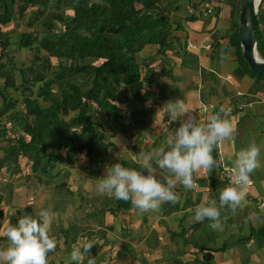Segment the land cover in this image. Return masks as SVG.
<instances>
[{
  "label": "trees",
  "instance_id": "trees-1",
  "mask_svg": "<svg viewBox=\"0 0 264 264\" xmlns=\"http://www.w3.org/2000/svg\"><path fill=\"white\" fill-rule=\"evenodd\" d=\"M49 1L0 0V169L6 166L10 173L19 174L21 168L18 157H23L30 176L35 178L38 185L53 183V191L72 194L67 182L70 172L67 168L54 170L57 163L77 161L79 153H82L86 164L94 169L95 174L115 164L111 163L108 167L104 165L105 155L115 148L107 137L117 130L127 137L135 134L128 132V126L141 127L144 123L138 113L144 108V99H154L150 90L144 88V84L150 85L158 78V71L154 66L165 68L166 73L171 76L173 67L168 65L166 50H171L175 45L181 46L182 54L187 53L184 42L179 44V36L175 34L180 23L172 20L165 9L166 6H172L175 0H68L71 9L69 14L48 7ZM200 2L201 0L191 5ZM238 3L239 0L229 1V24L223 36L226 35L227 41L235 46L238 66L255 81L264 80V75L249 69L241 55L237 34ZM26 9L34 14L27 18L25 27L15 31L14 35L17 45L34 48L35 54L28 65L21 62L16 65L6 51L11 45V35L1 25L12 21L14 16H22ZM194 17V14H188L183 19ZM35 22L38 26L34 25ZM263 22L264 6L260 5L259 12L255 13V47H258L262 57L264 38L259 24ZM216 42L217 40L213 41ZM146 43L153 44L154 54L147 57L136 56ZM42 58L47 61L46 68L51 69L48 76L34 66L40 65ZM52 58L55 62H51ZM190 58L194 60L196 56L191 54ZM192 62L195 65V61ZM26 71L31 78L26 75ZM30 81L40 82L34 95L29 93L30 88L27 86ZM166 85L172 88V85ZM17 87L22 93L18 103L19 112L14 110L15 101L8 92L9 88ZM132 98L138 103L131 110L128 122L124 123L120 104ZM220 108L219 105L213 106L211 115ZM6 112L9 117L20 118L19 131L12 135L6 134V119L2 115ZM212 155L217 160L216 148ZM10 163L12 166L8 168ZM119 163L135 170L137 167L135 163L123 159ZM218 168L212 170L207 182L211 188L209 197L217 203L220 185L223 183L217 177L213 179ZM3 193L5 192L0 189V201L4 200ZM92 197H85L80 201L82 204L93 203V208L86 212L87 219L95 217L94 220L100 221L99 217L104 210L115 214L119 210L132 208L130 202L104 195L98 205L94 202L98 199ZM68 199L61 197V206L71 202ZM228 210L225 207L221 209V213ZM24 215H27L26 212H22L20 216ZM33 218L39 220V216ZM233 219L237 221L238 217L233 215ZM199 223L192 222L191 225L194 227ZM179 226L181 228L178 231L168 229L169 238L179 233L185 242L186 230L180 222ZM69 229L58 228L61 243L56 249L75 239L73 224ZM253 233L264 239L263 216ZM246 237L247 235L241 234L217 246L197 245L201 257H195L193 264H209L213 251H224L228 245L242 242ZM175 264H179L177 260Z\"/></svg>",
  "mask_w": 264,
  "mask_h": 264
},
{
  "label": "crops",
  "instance_id": "crops-1",
  "mask_svg": "<svg viewBox=\"0 0 264 264\" xmlns=\"http://www.w3.org/2000/svg\"><path fill=\"white\" fill-rule=\"evenodd\" d=\"M198 1L175 0L172 4L175 8H171L172 6L165 7L169 12V16L175 12L181 18L180 27L175 30V34L179 36V44L184 42L187 54H182L181 46L174 45L171 50H166V54L173 59L172 64L176 65L175 63H177L178 69L168 63L169 66L173 67V73L170 76L166 73L165 68L155 65L154 69L158 71L156 81L150 85H145L140 81L141 84H144V88L150 90V95H154L153 104L151 105L148 102L151 100L150 97L142 101L144 108L138 115L143 118L144 123L141 127L131 128L135 134L132 133L133 136L130 137L134 138H130L131 145L126 147L128 150L132 148L134 153L140 156L152 153L157 143H161L159 147H166L170 137L167 133H170L171 129L167 128L166 130L163 128L166 134L163 135L165 139L157 137L156 131H158V128L153 125L154 123L155 125H161L162 122L157 124L152 116L157 118V115H163L161 113L163 104L169 102L167 100L169 98L174 99L171 102L182 101L189 110L188 114L178 117L176 120L169 113L164 112V116L167 115L165 122L171 124L174 128V131H171L172 136L189 116L200 123H207L213 106H228L230 112L227 118L235 127L234 138L216 147L217 160L223 159L224 164L232 166L236 153L242 148H246L253 142L260 148V166L250 176L252 183L245 188L247 193L245 206L238 208L235 211L236 213L230 209L228 212L221 213L222 231L212 230L209 227L211 221L207 219L193 227L191 225L193 222V209L198 204L211 199L209 197L211 188L207 183L210 173L194 172L193 179L197 184L195 189L186 190L179 184L174 189L180 197L178 203H163L158 212L148 211L141 214L132 207L119 210L115 214H112L109 210H104L99 217L100 221L94 220L95 217L84 218L82 221L73 224V229L76 231L74 233L75 239L57 248L53 254L59 253L58 251H66L67 253V249L71 253L73 245L92 241L95 244L91 248L89 256L95 258L96 264H109V261L112 262L111 264H175V260L179 264H193L195 257H201V251L197 248L199 244L217 246L221 242L233 240L241 234L247 235L242 242L232 243L226 247L227 253H230L232 249L239 245H246L248 241L254 240V238L264 242V239L257 234L252 235L255 227L260 224L262 216L264 217V80L255 81L249 73L238 66L235 46L227 41L226 35L223 36L229 24V1L231 0H201L199 4L191 5ZM261 6H264V3ZM188 14H194L195 17L193 19H183V16ZM259 26L264 28V22L260 23ZM263 28L262 30H264ZM216 40L217 42L213 43ZM188 42L194 45L190 46ZM152 50H154L153 44L146 43L137 52L140 54L136 53V56H152L153 53L150 54L149 52ZM190 54H194L197 59L190 60ZM192 61H195L196 66ZM178 72L181 73L179 75L181 81H177L175 84L171 81L174 78V73ZM166 84L172 85V88L167 87ZM129 101H131L130 104ZM129 101L120 104L123 113L121 119L124 123L128 122L131 110L138 103L133 98ZM153 105L155 109L152 108ZM145 129L146 131H144ZM115 133L120 135L121 138L122 135L127 138L121 131L117 130ZM146 134L150 137H145ZM158 134L162 137L161 132H158ZM123 139L121 145L124 149L127 140L123 141ZM134 142H136V145ZM136 163L140 164L139 161ZM140 171L142 174H147V171L142 168ZM216 177L218 178V173L213 174L214 180ZM220 187L224 188L225 186L221 184ZM18 209L20 207H16V217L11 221L14 226L21 218L20 213L24 212L23 209L20 211ZM257 213L261 214V220L257 217ZM26 214L30 213L27 212ZM181 214L183 221L179 217ZM233 215L238 217L237 221L232 220ZM179 222L186 230L184 234L185 242L182 241L179 233L172 238H169L168 235V229L179 230L177 229ZM87 223H95L96 225L93 228ZM56 224L59 226L54 227V229L50 226L49 233L52 228L51 232L54 233L58 245L61 243V232L58 228L67 229L68 225H61L60 222H56ZM56 233H58V236ZM187 236L190 240L187 239ZM81 237H83V240L79 241ZM8 245L9 241L5 238L3 242H0V249H6ZM226 249L224 251H213L209 264H232L231 262H234L233 258L232 261L231 259H225ZM262 250L264 253V247ZM223 252L225 254L222 256ZM51 254L48 255L52 257ZM169 258H172V260ZM56 262L57 264H74L70 260V255L68 257L62 255Z\"/></svg>",
  "mask_w": 264,
  "mask_h": 264
},
{
  "label": "clouds",
  "instance_id": "clouds-1",
  "mask_svg": "<svg viewBox=\"0 0 264 264\" xmlns=\"http://www.w3.org/2000/svg\"><path fill=\"white\" fill-rule=\"evenodd\" d=\"M250 2L253 12L258 13L264 0ZM252 59L254 63L264 65V57L258 47L253 48ZM163 108L174 120L189 113L180 100L166 102ZM227 117L228 111L224 107L210 115L207 123H200L189 116L169 137L167 147L155 148L152 153L141 156L139 163L147 171L146 175L117 162L108 167L105 176L98 180V193L130 202L141 214L158 212L163 203H178L180 197L174 191L178 184L186 190H193L197 187L194 172L211 173L224 164L223 159H214L212 152L218 145L234 138L235 127ZM259 157L260 148L254 142L236 153L232 167L228 169L231 184L220 191L218 203L215 199H207L198 204L193 209V222L207 219L211 221L209 227L212 230L222 231L221 209L227 207L235 212L245 206V188L252 183L250 176L260 166ZM51 223L52 214L42 210L39 220L24 215L15 226H6L2 235L9 245L0 249V264H48V253L57 247L56 239L49 235ZM94 244L87 241L73 245L70 260L74 264H96L95 258L89 256Z\"/></svg>",
  "mask_w": 264,
  "mask_h": 264
},
{
  "label": "rangeland",
  "instance_id": "rangeland-1",
  "mask_svg": "<svg viewBox=\"0 0 264 264\" xmlns=\"http://www.w3.org/2000/svg\"><path fill=\"white\" fill-rule=\"evenodd\" d=\"M48 7L56 9L59 12L62 11L63 14L71 13V9L69 7L68 0H50ZM32 14H34V13H31L30 10L26 9L24 11V13L22 14V16H18L16 18L14 16L13 17L14 19H12V21L1 25V28L2 29H8L9 30L8 35H11V36H9L10 39L12 40L11 45H9L7 47L6 51H7V56L12 58V61L14 63H16V65H18L19 62L28 65L30 62L29 60H31L35 54L34 48L23 47V46L17 45V43H16L17 38H15V35H14L15 31H20L21 29H23L25 27V21L27 20V18H30V16H32ZM170 18L172 20L173 19L178 20V22L181 21L180 20L181 18H179L175 12L172 15H170ZM14 25L15 26L17 25V26L15 27ZM34 25L38 26V23L35 22ZM14 27L16 29L11 31V29ZM260 28H261V32H262V35L264 38V30H262L263 27L260 26ZM40 52L42 53L43 51L41 50ZM149 52H150V54H152V53L154 54V50L149 51ZM137 54H140V53H137ZM42 60L43 61H41L40 65L36 64L34 66H36V69L41 70L42 72L45 73L46 76H48L51 74V69L46 68V62L47 61H45V58H42ZM167 61L170 65H173L176 69H178L177 63H175L176 65L172 64L173 59H171L169 57V60L167 59ZM51 62H55L54 58L51 59ZM239 67H241V66H239ZM180 74H181L180 72H178L176 74L174 73V78H172L173 80L171 82L176 84L177 81H181V79H179ZM26 75L29 76V78H31V76L29 75V73L27 71H26ZM1 80L2 79L0 78V84H1ZM39 84H40L39 81L28 82L27 86H29V88H30L29 93L34 95L35 92L37 91ZM52 89L53 90L55 89L54 85H52ZM8 92H9L10 96L13 98V100L15 101L14 110L19 112L20 108H19L18 103H19V100L21 99V96H22L20 88L19 87H17L16 89H13V88L10 89L9 88ZM26 93H27V91H26ZM176 95H178V94H176ZM167 100L173 101L174 99L169 98ZM160 101H161V99H160ZM0 102H1V96H0ZM148 102H149V104L151 103V105L153 104L152 100H149ZM130 103H131V101H129V104ZM164 105L165 104H163V106ZM152 108L155 109V106L153 105ZM164 112H165V109L162 108L161 113H163V115H161V116L157 115L156 116L157 118H154V116H152V119L156 120L157 124H158V122L159 123L162 122L161 125H155V123L153 125L155 128H158V131H156L157 133L156 132L155 133H156V136L159 137L160 139L164 138V136L166 135L164 133L165 130L163 128H165L166 130H167V128L171 129L170 133H167L170 137L172 136L171 131H174L173 126L171 124H168L167 122H165L167 115L164 116ZM245 112H247V111H245ZM2 115L6 119V123H5L6 128H7L6 134L12 135L14 133H17L19 131V127H20L19 126V119L20 118L16 119V118H13L11 116L9 117L8 112L3 113ZM128 131L133 132L131 127L129 128V126H128ZM144 131H146V129ZM158 132L162 133V137L160 134H158ZM114 133H115V131H114ZM114 133L107 137V139L112 142V144L114 145L115 148L113 151H111L107 155H105L104 165L106 167H108V166H110L111 163H117L123 159L125 161H129V163L130 162L135 163L137 165V167H135L136 170H141L140 164L136 163L137 161H139L141 159V156L137 155V153H134V150L132 148L129 150L127 149V147L131 145L130 138H134V137H127V138L125 137L124 138V136L122 135V138H121L120 135H117L116 133L115 134ZM148 133H150V132H148ZM145 137L149 138L150 136H148L146 134ZM122 139H123V141L127 140V144L125 141V144H124L125 148L124 149H123V146L121 145ZM156 142H158V141H156ZM135 143L136 142H134V144ZM0 144H2V141H0ZM160 145H161V143H157V145L155 147L158 148ZM0 155H1V151H0ZM18 162H19V165L21 168V171L19 174L10 173L6 169V166L1 167V169H0V189L2 192L3 191L5 192V193H3L4 194V196H3L4 200L0 201V208L2 209V214L0 216V242H3L4 239L6 238L2 235L4 228L6 226H8L9 224L12 225L11 221L14 220L16 217V212H15L16 207H20V209H18L19 211L23 209L22 211H24L26 213L27 212L30 213L28 215H30L32 217L39 216V212L42 210H47L52 214L51 226L53 229H54V227L59 226L56 224V222H60L61 225H64V224L68 225V229H69L71 224H74L77 221H82V219L86 218L87 217L86 212L90 211L91 207L93 208V203L82 204L80 202V201H82V198L86 197V198L90 199L93 196L92 197V199H93L95 196L98 199V201H94V202L98 205L100 204V199L103 197V195L98 193V191L96 189V184L100 178H103L105 176L106 169L104 170V172H102L103 171L102 170V171H99L98 174H95L93 172L94 169H90L89 167H91V166L86 164L85 157L83 156L82 153H79V160L73 161L71 163L59 162V163H57L56 167L54 168V170L63 169V168H67L69 170L70 173L67 177V182H68L69 188L72 189V194L71 193L70 194H67V193L61 194L60 192L58 193V192L53 191V189H52L53 183H49L47 185H43L42 183H40V185H38L35 181V178L33 176H30L29 167L25 162V158L19 156ZM225 165H227V164H225ZM228 165H230V164H228ZM11 166H12L11 163L7 165L8 168H10ZM4 188H7V189L4 190ZM222 189L223 188L220 187V190H222ZM220 190H219V192H220ZM106 196L107 195H104V197H106ZM58 197H60V198L57 199ZM61 197H62V199H66L68 197L69 198L68 200H71V202L67 203L64 206H61V203H62ZM107 197L110 198L109 196H107ZM202 199H204V198H202ZM59 200L61 203H59ZM53 203H54V206H52ZM13 212H15V213L13 214ZM257 214H258V216L257 215L256 216L261 220V218H260L261 214L260 213H257ZM224 215H226V214H224ZM11 217H12V219H11ZM179 217L183 221L182 214ZM226 217H227V215H226ZM258 223H259V221H258ZM87 225H90L91 227L94 228V226L96 224L95 223L94 224H88L87 223ZM12 226H14V225H12ZM52 228H51V231H52ZM180 228H181V226L177 227V229H180ZM51 231H50L49 235H50V237L54 238L55 237L54 233H52ZM254 234L255 233H252V235H254ZM56 235L58 236V233H56ZM187 239L190 240V238L188 236H187ZM80 240L82 241L83 237H81L79 239V241ZM56 241H57V239H56ZM179 243H180V239H179ZM263 247H264L263 240L254 238V240L248 241L246 243V245H239L236 248L232 249L231 252L229 250L230 253H227V249H226V254L223 252L221 255L223 256L225 254L226 260L231 259V261H232V258H233L234 262H231L232 264H264V253L262 250ZM67 251H68L67 253H66V251L65 252L64 251H58L59 253H57V254L56 253L53 254L55 251L49 252V253H52L51 254L52 257H50V255H48V257H47L48 264L49 263L57 264L56 261H58V258L61 257L62 255L63 256L65 255L66 257H68L70 255V253H69L70 250L67 249ZM229 254H230L231 258L229 256ZM260 254H261V256L259 257ZM162 257L164 258V256H162ZM170 260H172V258ZM111 263L112 262L109 261V264H111ZM173 263H174V261H173Z\"/></svg>",
  "mask_w": 264,
  "mask_h": 264
},
{
  "label": "water",
  "instance_id": "water-1",
  "mask_svg": "<svg viewBox=\"0 0 264 264\" xmlns=\"http://www.w3.org/2000/svg\"><path fill=\"white\" fill-rule=\"evenodd\" d=\"M237 34L241 55L249 69L259 75H264V65L253 62L252 52L255 47V13L250 0H239Z\"/></svg>",
  "mask_w": 264,
  "mask_h": 264
},
{
  "label": "built area",
  "instance_id": "built-area-1",
  "mask_svg": "<svg viewBox=\"0 0 264 264\" xmlns=\"http://www.w3.org/2000/svg\"><path fill=\"white\" fill-rule=\"evenodd\" d=\"M188 45L193 46L191 42H188ZM228 113L230 112V108L228 106L224 107ZM218 147V146H217ZM230 165L223 164L218 168V178L223 182L225 186H229L231 184V176L229 174L228 169L231 168Z\"/></svg>",
  "mask_w": 264,
  "mask_h": 264
}]
</instances>
